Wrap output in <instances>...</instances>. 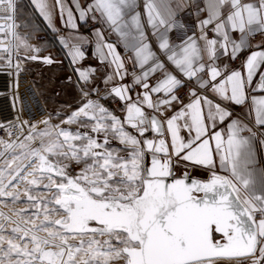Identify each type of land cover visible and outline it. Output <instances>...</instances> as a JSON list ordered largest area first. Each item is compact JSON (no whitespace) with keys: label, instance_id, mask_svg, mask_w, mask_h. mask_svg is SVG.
<instances>
[{"label":"snow or ice","instance_id":"snow-or-ice-1","mask_svg":"<svg viewBox=\"0 0 264 264\" xmlns=\"http://www.w3.org/2000/svg\"><path fill=\"white\" fill-rule=\"evenodd\" d=\"M34 2L51 25L48 5ZM188 3L196 9L198 35H187L178 18L181 0H145L143 17L137 0H92L85 7L76 0L81 20L99 13L132 52L131 83L108 91L123 102L124 116L90 98L99 96L92 87L98 70L76 68L83 84L76 110L56 124L49 115L10 126L22 133L28 125V134L0 138V198L15 204L23 195L29 208L16 210L18 219L0 211V264H228L237 258L264 264V161L257 158V146L264 145L258 139L264 137V95L251 97L254 127L233 119L228 108L245 105L264 66V41L253 44L256 35L264 36V0ZM5 5L15 13L14 0H0ZM57 5L75 29L72 9L61 0ZM16 27L0 25V32L11 30L14 49L39 52ZM173 32L185 34L179 43L171 42ZM95 35L100 63L114 66L101 83L124 81L129 72L117 45L99 29ZM245 52L244 70L218 63ZM68 55L75 64L85 54L74 46ZM255 90L264 93V72ZM12 103L23 111L19 95ZM225 121L226 140L216 130ZM74 165L79 171H70ZM190 168H203L208 179L193 177ZM20 183L27 185L23 193Z\"/></svg>","mask_w":264,"mask_h":264},{"label":"crops","instance_id":"crops-1","mask_svg":"<svg viewBox=\"0 0 264 264\" xmlns=\"http://www.w3.org/2000/svg\"><path fill=\"white\" fill-rule=\"evenodd\" d=\"M44 2L48 5L51 14V25L44 17L40 14L39 9L36 7V3L34 0H22L20 2V13L19 19L22 24L21 32L24 33V38L27 39L28 43L32 45L33 48H39V52L28 51L31 55H36L41 60L40 66L37 69L38 73L36 74L37 85L39 90L45 99L47 105L49 106L52 112V123H59L61 117H66L71 112L76 110L81 103H83V98L80 95L79 88L83 87V84L78 79V73L75 71L76 68L87 69L89 67L96 68L98 71L93 77L92 87L99 88V96L96 94H90L91 99H99V102L104 104L107 108L114 111L117 115L123 117L124 112L117 110L113 106L114 100H119L118 98H113L108 95V91L113 84L131 83V72L134 70L132 62L129 57L132 56V52L123 47L122 42L119 40L118 35L114 31H108L110 28L108 24L101 18L102 25L92 31L86 30V24L91 19V13L83 20L79 18V13L75 7L76 0H61V3L65 6V9L71 8L74 16V22L77 25L75 29L71 27V25L66 24L65 20L67 17V11H65V19H61V15L59 12V6L57 5V0H44ZM184 4L183 9L179 12V15H182L187 8L190 6L188 0H181ZM195 2V0H194ZM89 3H92V0H79V4L81 7L87 6ZM144 3L145 0H137V8L136 11L141 13V16H144ZM134 14V13H133ZM9 15L13 16V19H6ZM206 14H202L201 18H204ZM130 18V17H129ZM0 21H4V25H11L16 22V14L9 12L7 6L0 7ZM28 21V26L26 23ZM47 29V31L53 33L55 35V39L51 41L38 42L36 41V35L43 32V30ZM100 30L104 33V39L109 43H114L117 45V50L120 52L121 56L125 58V65L128 69L129 76L125 78L124 81H119L118 79H114L112 84H109L107 87L101 83L102 79L112 73V69L114 66H109L107 63L101 64L98 55L95 51V44L97 43V37L95 35L96 30ZM5 32L8 36L7 40L11 45V30L6 28ZM199 34L198 32L196 33ZM234 39H239L238 33H232ZM171 42L173 44L179 43L180 40H175L172 38L171 34ZM150 40H154L151 35H149ZM264 41V36L256 35L253 38V44ZM65 43L67 46L65 47ZM86 43L91 44V48L88 51H83L82 47ZM74 46H80L81 50L84 52V58L78 59L75 64H73L72 58L68 55L70 51H73ZM231 45L229 46V50ZM22 50H25L22 48ZM256 50L254 47L249 49L248 51ZM11 51V47H10ZM26 51V50H25ZM27 52V51H26ZM65 55V57H63ZM247 52L242 53L238 60L239 63L237 65H233L231 68L236 70H244L242 68V63L246 59ZM44 57H52L53 63L46 64L44 63ZM110 59V58H109ZM234 60H231L228 56H222L220 61L218 62L221 66L224 64H231ZM22 65H36L39 64V61L29 60L18 62ZM260 72H264V66L257 72L256 76L253 79L252 87L248 90L249 100L246 101L245 105H235L228 104V108L233 112V119H239L240 121L248 124L250 127H254V106L251 102V97L255 96L259 98L264 93L256 91V85L259 82ZM137 74L139 72L137 71ZM70 78V79H69ZM139 91V89H137ZM102 98V99H101ZM135 98V96H133ZM251 112V114H249ZM59 115H56V114ZM228 121H225L224 124H218L217 129L221 131L226 140L227 138V125ZM65 128H71L75 130L78 125H61ZM82 131L84 129H81ZM183 134V133H182ZM243 135H247V133H243ZM258 139H264V137H258ZM38 144V142H37ZM113 147H119L116 141L112 142ZM257 158L258 160L264 161V145L257 146ZM4 158L0 161V168L3 167ZM261 167H264V163H261ZM72 172L79 171L78 166H74ZM180 173L182 169L178 170ZM189 171L196 177L200 178H208L209 174L203 168H195L189 169ZM222 175L224 173H221ZM27 187L26 184L22 183L19 187V191L23 193V190ZM38 191L44 192L45 190L41 187ZM29 208L28 202L25 197L21 195V199L17 201L15 204L12 203L10 198H0V211L11 216L13 219H17L15 215L16 210ZM31 211V209H29ZM241 259V258H238ZM233 259V260H238ZM248 261L246 263L241 264H251L249 258H245ZM228 264H233L228 262Z\"/></svg>","mask_w":264,"mask_h":264},{"label":"built area","instance_id":"built-area-1","mask_svg":"<svg viewBox=\"0 0 264 264\" xmlns=\"http://www.w3.org/2000/svg\"><path fill=\"white\" fill-rule=\"evenodd\" d=\"M22 0H14L15 5L17 2ZM95 15L96 19H92V16ZM179 20L183 23L188 32L187 35H191L194 31L197 33V15L196 9L191 5L187 10L179 15ZM102 25V20L99 13H91V19L86 24V30L92 31ZM108 31H112L111 28ZM184 33L173 32L171 36L175 40H180ZM211 36L212 33H209ZM55 39V35L47 29L44 28L43 32L36 35V41L45 42ZM91 48L90 43L83 45V51H88ZM65 57V55H63ZM66 58V57H65ZM18 63L17 59L12 60V63L9 62L0 64V138L4 140H14L17 136L23 140L24 136L28 134V125H24L23 132L21 133L15 127H10L12 125H18L22 120H28L30 124H35L42 119L47 118L49 115L52 116V112L47 105L45 99L41 95L39 88L28 68L25 65L19 64L20 71L19 76H17L16 64ZM239 60H234L231 64H228L230 67L237 65ZM19 83L18 90L15 88V84ZM19 95L21 104L20 107H23V111H20L19 108L13 107V98ZM183 96V90L181 92ZM27 103V106L23 102ZM38 101V103H37ZM113 106L121 111L124 107L123 102L120 100H114ZM19 117V119H17ZM43 125H40L42 128ZM12 133L10 135L9 133ZM3 150V149H2ZM75 166V165H74ZM74 166L70 169L72 170Z\"/></svg>","mask_w":264,"mask_h":264},{"label":"rangeland","instance_id":"rangeland-1","mask_svg":"<svg viewBox=\"0 0 264 264\" xmlns=\"http://www.w3.org/2000/svg\"><path fill=\"white\" fill-rule=\"evenodd\" d=\"M20 2H17L16 5H15V9H16L15 10V14H16V22H15V24L17 25L15 31H16V33L18 35H20L21 37L24 38L25 34L21 32L22 24L20 23V19H19V13H20V9H21ZM25 23H26V26H28V24H29L28 21L25 22ZM0 25H4V21H0ZM6 34L7 33L5 31L4 32H0V41L3 42L2 45H0V64L7 63L9 59H11V61L14 60V59H17V61L20 62V63L23 62V61H27L28 62L29 60H31V59H28L27 57L32 56V54L30 55L29 54L30 52H28V51L26 52L25 50H22L23 47H20L18 50L14 49L13 45L16 42L13 41L12 36H11V45H10L9 41L7 40L8 36ZM4 47H7L9 49L11 47V51H4L3 50ZM40 63H41V60H39V64H36V65H25L28 68V70L31 72L36 84H37L36 74L38 73L37 69L39 68ZM0 150H2V145H0ZM2 159L3 158H0V161ZM21 185H22V183H20L19 187ZM17 219H18V217H17ZM246 261H248V260L245 259V258H241V259H238V260H232V261H230V263L241 264V263H246Z\"/></svg>","mask_w":264,"mask_h":264},{"label":"water","instance_id":"water-1","mask_svg":"<svg viewBox=\"0 0 264 264\" xmlns=\"http://www.w3.org/2000/svg\"><path fill=\"white\" fill-rule=\"evenodd\" d=\"M177 175H180V172L177 170V173H176ZM192 174V173H191ZM192 176L193 177H195V178H199V179H203V180H206V179H208V178H200V177H196V176H194L193 174H192ZM238 259V258H237Z\"/></svg>","mask_w":264,"mask_h":264},{"label":"bare ground","instance_id":"bare-ground-1","mask_svg":"<svg viewBox=\"0 0 264 264\" xmlns=\"http://www.w3.org/2000/svg\"><path fill=\"white\" fill-rule=\"evenodd\" d=\"M34 61H39V57H37V59H36V60H34Z\"/></svg>","mask_w":264,"mask_h":264}]
</instances>
